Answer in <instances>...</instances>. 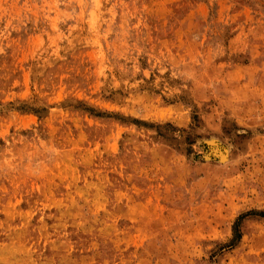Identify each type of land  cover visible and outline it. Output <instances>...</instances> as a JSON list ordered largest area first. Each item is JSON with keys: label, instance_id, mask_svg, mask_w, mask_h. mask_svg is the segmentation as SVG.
<instances>
[{"label": "rangeland", "instance_id": "374dc122", "mask_svg": "<svg viewBox=\"0 0 264 264\" xmlns=\"http://www.w3.org/2000/svg\"><path fill=\"white\" fill-rule=\"evenodd\" d=\"M0 264H264V0H0Z\"/></svg>", "mask_w": 264, "mask_h": 264}, {"label": "trees", "instance_id": "16d2710c", "mask_svg": "<svg viewBox=\"0 0 264 264\" xmlns=\"http://www.w3.org/2000/svg\"><path fill=\"white\" fill-rule=\"evenodd\" d=\"M241 219V217H239L238 219H237V221L235 222V224H234V231H233V237L230 239V241H229V243L231 244V243H233V241H236L237 239H239L240 238V236H241V233H240V231H239V229H238V225H239V220Z\"/></svg>", "mask_w": 264, "mask_h": 264}, {"label": "bare ground", "instance_id": "6f19581e", "mask_svg": "<svg viewBox=\"0 0 264 264\" xmlns=\"http://www.w3.org/2000/svg\"><path fill=\"white\" fill-rule=\"evenodd\" d=\"M214 149V148H213ZM226 150V149H225Z\"/></svg>", "mask_w": 264, "mask_h": 264}]
</instances>
